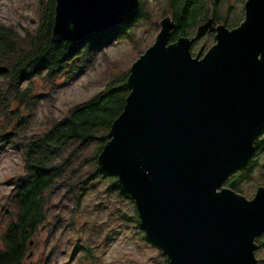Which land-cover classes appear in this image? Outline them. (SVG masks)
<instances>
[{"label": "water", "instance_id": "obj_1", "mask_svg": "<svg viewBox=\"0 0 264 264\" xmlns=\"http://www.w3.org/2000/svg\"><path fill=\"white\" fill-rule=\"evenodd\" d=\"M139 0H56L52 40L132 24ZM155 42L133 63L129 94L98 163L134 200L142 229L169 264H258L264 186L249 199L223 184L247 166L264 130V0H247L233 29L216 28L203 57L193 38ZM8 67L0 64V74Z\"/></svg>", "mask_w": 264, "mask_h": 264}, {"label": "trees", "instance_id": "obj_2", "mask_svg": "<svg viewBox=\"0 0 264 264\" xmlns=\"http://www.w3.org/2000/svg\"><path fill=\"white\" fill-rule=\"evenodd\" d=\"M172 5L171 2L178 25L171 41L179 35H189L198 11L193 6L181 10L177 4ZM141 15L142 7L135 21ZM183 16L184 20L192 19V24L186 26ZM52 26L53 20L47 25L40 22L35 32L20 35L14 28L0 24V64L8 67L6 73L0 74V155L14 149L24 160L23 172L11 182L5 201L0 264H27L40 241L39 228L46 222L52 197L72 199L79 206L87 192L98 186L94 183L97 175L107 182L108 197L126 203V209L119 208L125 225L132 224L142 231L133 198L118 178L98 163L112 122L122 112L129 94L126 84L115 83L112 77L106 89L75 105L47 130H32L39 121L37 110L43 96L35 92L33 79L42 78L50 90L59 88L83 74L96 54L114 38L105 42L102 32L89 34L80 42L56 43L52 40ZM124 27L129 30L132 26ZM94 171L98 174L92 175ZM242 179L235 178L225 185L236 191ZM143 235L148 237L146 232ZM262 237L257 238L259 245L264 243ZM84 255H89L85 249ZM162 264L169 262L165 259Z\"/></svg>", "mask_w": 264, "mask_h": 264}, {"label": "rangeland", "instance_id": "obj_3", "mask_svg": "<svg viewBox=\"0 0 264 264\" xmlns=\"http://www.w3.org/2000/svg\"><path fill=\"white\" fill-rule=\"evenodd\" d=\"M245 1L220 0L217 10L221 15L228 14L229 25L235 28L244 20ZM141 3L142 15L129 30L117 26L105 32V42L114 38L96 54L93 64L83 74L54 90H50L42 78L33 79L35 92L43 95L34 132L47 130L54 120L66 117L75 105L102 92L112 82V77L115 83L127 85L133 63L155 42L158 22L168 10L167 0H141ZM55 4L56 0H0V24L14 28L20 35L35 32L40 22L47 25L54 19ZM207 5L210 7L209 2ZM196 30L194 27L192 34ZM215 43V38L207 35L194 47V52L197 53L201 45L207 51ZM254 147L255 154L247 166L229 174L223 184L227 187L228 181L243 177L236 191L249 199L258 187L264 186V130ZM23 167L24 160L14 149L0 155V232L11 182L22 174ZM97 174L94 171L92 175ZM94 183L98 186L87 192L79 206L74 205L72 199L52 197L46 222L39 228L40 241L27 264H41L46 260L48 264H162L165 259L168 261L162 250L143 235L142 227L140 231L132 224L125 225L119 208L126 209L127 205L108 197L107 182L97 175ZM261 240L264 242V237ZM256 243L258 264H264V243L259 245L258 240ZM84 249L89 254L86 257Z\"/></svg>", "mask_w": 264, "mask_h": 264}, {"label": "flooded vegetation", "instance_id": "obj_4", "mask_svg": "<svg viewBox=\"0 0 264 264\" xmlns=\"http://www.w3.org/2000/svg\"><path fill=\"white\" fill-rule=\"evenodd\" d=\"M219 1L220 0H167L168 10L162 16L163 18L158 22L159 31L161 30L160 22L164 18H169L174 23V26H173V28L170 31L169 43L170 42H175L181 36L179 35L177 37V39L171 41V37H173L174 31L177 30L176 25H178V23H176V21H178V20H177V14H176V11H175L176 9H173L170 6V3L172 2L174 6L177 4L176 7L181 8V10H186L187 8H189L191 6L195 7V9L198 10L197 11V16L198 17L197 16L195 17L194 24L193 25H191L192 24V19L184 20V16H183V22H186L187 23L186 26L191 25L190 26L191 27L190 28L191 30L194 29V27H197V29H198V27L200 25L205 24L208 21H211V26L209 28H207V30L205 31L204 35L202 37L196 39L193 42V44H192V46L190 48L193 56H196L197 53L194 52V47L197 46L198 45V42L201 41V39L204 38V37H206L207 35L210 36V37L215 38L216 30L214 28H216L219 25H225L229 30L234 28L232 25H229L230 24V21L227 20V15L228 14L227 15L225 14V16L224 15H221V13H219V11L217 10V9H219V7H218ZM207 2H209L210 7L207 5ZM139 3H140V6H139L138 13H139V11H141V7H142L141 0H139ZM196 6L198 7V9L196 8ZM170 7H171L172 10H170ZM197 19H200L199 20L200 22H198ZM135 22L136 21L134 20V22L132 24L128 25V26H133V24H135ZM191 30H189V35L186 36V37L193 38L195 36L194 34L197 33V30H196V33H194V34H192V31ZM200 49L202 50V54H201L200 57H203V55L206 53L205 48H204L203 45H201L199 47V50ZM251 159H250V161H251Z\"/></svg>", "mask_w": 264, "mask_h": 264}]
</instances>
